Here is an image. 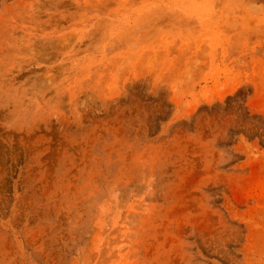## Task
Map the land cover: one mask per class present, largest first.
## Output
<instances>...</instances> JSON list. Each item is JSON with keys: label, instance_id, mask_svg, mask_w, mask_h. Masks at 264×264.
Segmentation results:
<instances>
[{"label": "rangeland", "instance_id": "rangeland-1", "mask_svg": "<svg viewBox=\"0 0 264 264\" xmlns=\"http://www.w3.org/2000/svg\"><path fill=\"white\" fill-rule=\"evenodd\" d=\"M0 264H264V0H0Z\"/></svg>", "mask_w": 264, "mask_h": 264}]
</instances>
